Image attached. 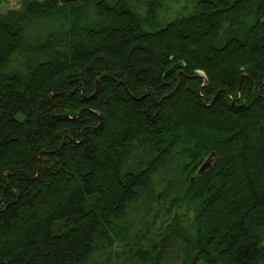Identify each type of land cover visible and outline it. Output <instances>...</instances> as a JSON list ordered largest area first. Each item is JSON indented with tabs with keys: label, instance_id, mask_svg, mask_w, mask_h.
<instances>
[{
	"label": "trees",
	"instance_id": "trees-1",
	"mask_svg": "<svg viewBox=\"0 0 264 264\" xmlns=\"http://www.w3.org/2000/svg\"><path fill=\"white\" fill-rule=\"evenodd\" d=\"M0 264H264V0L0 13Z\"/></svg>",
	"mask_w": 264,
	"mask_h": 264
},
{
	"label": "rangeland",
	"instance_id": "rangeland-1",
	"mask_svg": "<svg viewBox=\"0 0 264 264\" xmlns=\"http://www.w3.org/2000/svg\"><path fill=\"white\" fill-rule=\"evenodd\" d=\"M24 0H2L0 1V13H6L7 11L9 10H18L21 8V5H22V2ZM37 1H40V0H37ZM184 51L187 50V49H183ZM212 57V56H211ZM214 58V57H213ZM215 62H216V59H214ZM217 64V63H216ZM215 64V65H216ZM196 73L201 77L202 81H203V85L202 86H205L206 83H207V80H206V77H205V74L202 72V71H196ZM203 137V139L205 137H209V138H217L215 135L213 134H209V133H206V132H202L201 134ZM213 159H214V156L213 154H209L207 156V158L205 159V161H203L202 165L200 166V169H199V172H203L205 171L206 169H208L212 162H213ZM230 163V162H229ZM202 169V170H201ZM201 170V171H200ZM98 182V181H97ZM217 206L214 205V207L212 206L210 208V211L208 212L207 214V217H209L208 219V222L210 224H212L215 220V218H217L218 215L215 216V213L217 212ZM226 222H228V219H225ZM209 224V225H210Z\"/></svg>",
	"mask_w": 264,
	"mask_h": 264
},
{
	"label": "water",
	"instance_id": "water-1",
	"mask_svg": "<svg viewBox=\"0 0 264 264\" xmlns=\"http://www.w3.org/2000/svg\"><path fill=\"white\" fill-rule=\"evenodd\" d=\"M201 170H202V169H201ZM201 170H200V171H201Z\"/></svg>",
	"mask_w": 264,
	"mask_h": 264
}]
</instances>
